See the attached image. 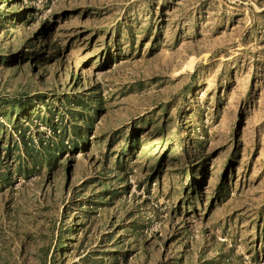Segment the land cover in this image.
Wrapping results in <instances>:
<instances>
[{"label":"rangeland","instance_id":"374dc122","mask_svg":"<svg viewBox=\"0 0 264 264\" xmlns=\"http://www.w3.org/2000/svg\"><path fill=\"white\" fill-rule=\"evenodd\" d=\"M0 264H264V0H0Z\"/></svg>","mask_w":264,"mask_h":264},{"label":"trees","instance_id":"16d2710c","mask_svg":"<svg viewBox=\"0 0 264 264\" xmlns=\"http://www.w3.org/2000/svg\"><path fill=\"white\" fill-rule=\"evenodd\" d=\"M65 96V95H64ZM30 100V98H26V99H24V101H21L20 102V104H18V106L20 107V109H24V106H25V103L26 102H28ZM48 155H50V156H52V157H56V156H53V154H48ZM22 172H23V175L25 174V172L26 171H24V170H21ZM115 196V195H114Z\"/></svg>","mask_w":264,"mask_h":264}]
</instances>
